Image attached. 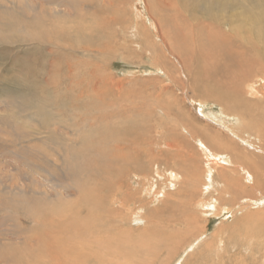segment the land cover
Instances as JSON below:
<instances>
[{"label": "rangeland", "instance_id": "obj_1", "mask_svg": "<svg viewBox=\"0 0 264 264\" xmlns=\"http://www.w3.org/2000/svg\"><path fill=\"white\" fill-rule=\"evenodd\" d=\"M22 7L37 18L30 34ZM202 11L190 0H0V264H264L257 178L224 183L239 144L227 127L254 135L249 118H264V61L250 54L220 77L231 65L194 41L213 31ZM227 24L215 31L232 40ZM210 83L255 103L241 110L248 126L208 98Z\"/></svg>", "mask_w": 264, "mask_h": 264}, {"label": "bare ground", "instance_id": "obj_2", "mask_svg": "<svg viewBox=\"0 0 264 264\" xmlns=\"http://www.w3.org/2000/svg\"><path fill=\"white\" fill-rule=\"evenodd\" d=\"M190 1H195V4L198 7H201V9L204 11L203 14V20L208 21L207 27L212 31L207 32L208 35H203L202 33H199L195 38L194 41L197 45V47H199L201 49V51H204L203 53L206 56H209L211 59H214L216 62L219 61V69L220 68H227V65H231V67L226 70H222L219 75L220 77H227V78H233L234 76L239 75V73L243 72V70L245 68H243L240 71H237V66L236 65H241V64H247L250 63L251 59L250 54L252 55L253 53L255 54V56H257L258 60L260 61V63L262 61H264V57H262L261 55L263 54L262 51H260L259 46L260 44H264V0H202V5L198 6L197 4V0H190ZM192 3V2H191ZM192 5V4H191ZM200 5V4H199ZM181 6V5H180ZM231 10H229V8H231ZM23 8V9H22ZM21 9L24 11L23 12V19H22V23L24 26V29L27 33L30 34V32L32 31V26L33 23L37 20V18H34L32 16L29 17V14L27 15V8L26 7H22ZM196 9V7H195ZM20 10V9H19ZM181 10L183 11V6H181ZM202 11V12H203ZM21 14V13H19ZM11 15V13H10ZM224 15V16H221ZM195 16V15H194ZM20 17V16H19ZM230 19V20H228ZM205 21V23H206ZM227 22H229L231 25V27L229 28V32L230 34L233 36L234 39L230 40L222 37V35L224 34L223 31H221V27H220V32L215 31L217 25L221 26V25H228ZM191 23V22H190ZM0 24H4V25H10V23L7 22H0ZM185 24V23H184ZM183 24V25H184ZM193 25V24H192ZM191 25V27H192ZM185 27H187L185 25ZM3 28V26H2ZM189 28V27H188ZM206 28V27H205ZM50 29V28H49ZM34 30V29H33ZM205 30V29H204ZM227 30V29H225ZM191 31V30H190ZM206 31V30H205ZM223 32V33H221ZM36 33V32H35ZM226 33V32H225ZM28 34V35H29ZM27 35V36H28ZM227 35V34H226ZM187 37V36H186ZM28 37H25V40H37L38 39V35L37 34H32L31 36H29V39H26ZM251 39H255L256 42L251 44ZM234 46L237 48H234ZM220 52H222L224 54V57L222 59H220L217 55L220 54ZM223 56V55H222ZM193 58V57H192ZM196 60V59H195ZM225 60V64L223 63L221 65V62H224ZM255 60V62L257 61L256 59H252ZM213 62V61H212ZM229 64H228V63ZM184 64V63H183ZM215 65V63H214ZM258 65V63H257ZM261 66L263 65L260 64ZM259 65V66H260ZM31 66V65H29ZM257 66V68L259 67ZM213 67V66H212ZM217 67V66H216ZM214 67V70L215 68ZM206 68V67H204ZM256 68V67H255ZM260 68V67H259ZM218 69V68H217ZM261 69V68H260ZM229 70L231 73L229 74L227 71ZM200 71V70H199ZM207 71V70H206ZM256 71V70H255ZM262 71V70H261ZM205 72V71H204ZM208 72V71H207ZM198 73V72H197ZM215 73V71L213 72ZM245 73V72H244ZM204 75V74H203ZM213 75V74H212ZM250 75V74H249ZM252 75V74H251ZM186 76V75H185ZM192 76V75H191ZM196 76H198L196 74ZM209 76V74H206V77ZM215 76V75H214ZM253 76V75H252ZM175 77V76H174ZM200 77V76H199ZM198 77V78H199ZM205 77V78H206ZM217 77V76H216ZM216 77H214V80H218ZM249 77V76H248ZM189 78V77H188ZM193 78V77H192ZM202 78V77H201ZM213 78V77H212ZM242 80L243 81H248L250 80L249 78H246L245 76L242 75ZM207 79V78H206ZM220 82L221 81V78ZM234 79V78H233ZM205 80V79H204ZM209 81V79H208ZM211 82V81H210ZM226 82V81H224ZM199 83V82H198ZM201 83V82H200ZM214 83V82H213ZM235 85H237V82H234ZM211 84V83H210ZM216 84V83H215ZM215 84L212 86V84L210 85L209 89L211 90L210 92V97H213L215 100H217L220 104H224L225 107H227V109L231 114L236 115L239 119L240 125H246L248 126V123L243 119V117L241 116V110H243L245 107L246 108H250L253 109V107H255V103L252 102H242V98L237 97L238 94V90H236V86L234 87V89L232 88L229 89L228 87H225V85H223L222 88H220V90L218 89L217 91H215ZM218 85V84H217ZM221 85V84H219ZM221 85V86H222ZM227 85V84H226ZM195 86V85H194ZM201 86V85H200ZM209 86V85H208ZM228 86H229V82H228ZM184 87V86H183ZM196 87L197 84H196ZM195 87V88H196ZM207 87V86H206ZM192 88V87H191ZM199 88V87H198ZM202 88V87H201ZM200 88V89H201ZM238 88V87H237ZM193 89V88H192ZM203 91V90H202ZM194 92V91H193ZM196 92V91H195ZM214 92L216 94H214ZM234 92L236 94V98L234 99L233 95L231 98L230 93ZM256 92V91H255ZM204 93V92H203ZM247 93V92H246ZM259 93V92H258ZM257 93V94H258ZM214 95V96H211ZM208 95V94H207ZM260 95V94H259ZM264 96V95H263ZM212 99V98H211ZM255 102V101H254ZM221 104V105H222ZM33 108V107H32ZM254 110V109H253ZM251 112V111H250ZM225 113V112H224ZM256 114V113H255ZM254 114V115H255ZM218 116V115H217ZM234 117V116H233ZM249 118V116H248ZM221 119V118H220ZM223 119V118H222ZM252 120V125H254V122H256L255 125V130H254V135L252 134H239L237 133V131H232L229 127L228 131L230 132V134L236 138L239 141V144L236 142L235 146H233L234 144H232V147L229 148L232 149V152L236 155L232 156V154H228V163H232L233 167L231 168L230 172L232 174V177H230L228 174V176L226 175V179L227 181L224 183L227 184H231L232 182H237L239 184H241V180L239 179V177H237L236 175L241 173L242 171H245L246 177H254L256 176V183H254L253 187L259 188L261 189V192L264 193V118L263 115H259V116H254L252 118H249ZM219 120V119H218ZM233 120V119H232ZM220 121V120H219ZM3 122V121H2ZM5 122L8 124V122L5 120ZM222 122V120H221ZM5 124V123H4ZM6 124V125H7ZM30 124V123H29ZM222 124V123H221ZM232 126L237 125V123L235 124L234 122L231 124ZM251 125V126H252ZM228 126V125H227ZM230 126V125H229ZM185 128V127H184ZM245 128V127H244ZM247 128V127H246ZM234 129V128H233ZM251 129V127H250ZM8 130V129H7ZM53 131V130H52ZM116 131V130H115ZM244 131V130H243ZM249 131V128H248ZM17 132V130H16ZM206 133V132H205ZM9 134V133H8ZM12 134V133H10ZM19 134V132H18ZM208 134V133H207ZM214 134V133H213ZM3 135V134H2ZM13 135V134H12ZM26 136V135H24ZM54 136V135H53ZM220 136V135H219ZM224 136V135H223ZM13 137V136H12ZM205 137V135H204ZM217 137V135H216ZM207 138V135L205 137V139ZM222 138V137H221ZM221 138L218 137V139L220 140ZM224 138V137H223ZM232 138V137H231ZM9 139V137L7 138ZM56 139V138H55ZM209 139V138H208ZM207 139V142H208ZM10 140V139H9ZM17 140V139H16ZM20 140V139H19ZM17 140V141H19ZM23 140V139H22ZM20 140V141H22ZM178 140V139H177ZM176 140V141H177ZM201 140V139H200ZM211 140V139H210ZM209 140V141H210ZM6 141V140H5ZM12 141V140H11ZM175 141V140H174ZM186 141V140H185ZM217 141V140H216ZM226 141V140H225ZM224 141V142H225ZM58 142V141H57ZM202 142V141H201ZM227 142V141H226ZM242 142L243 144H245V146L241 145ZM174 143V142H173ZM179 143V142H178ZM257 143H260L259 145ZM176 144V143H175ZM203 144V143H202ZM205 144V143H204ZM9 145V143H8ZM170 145V144H169ZM168 145V146H169ZM227 145V144H226ZM42 146V145H41ZM172 146V145H171ZM174 146V145H173ZM178 146V145H177ZM207 146V145H206ZM211 146V145H210ZM213 146V145H212ZM228 146V145H227ZM253 146L255 149H251V148H247ZM257 146V147H256ZM170 147V146H169ZM168 147V148H169ZM175 147V146H174ZM179 147V146H178ZM185 147V146H184ZM260 147V148H258ZM188 148V147H187ZM224 148V147H223ZM167 149V148H166ZM174 149V148H173ZM180 149V148H179ZM202 149H206V148H202ZM212 149V148H211ZM214 149V148H213ZM228 149V148H227ZM207 150V149H206ZM259 150V151H258ZM167 151V150H166ZM169 151V150H168ZM172 151V150H171ZM177 151V149H176ZM183 151V148H182ZM187 151V150H186ZM192 151V150H191ZM217 151V150H216ZM228 150H226L225 152H227ZM258 152H261V154L263 155H258ZM42 152V151H41ZM162 152V151H161ZM160 152V154H161ZM165 152V151H164ZM170 152V151H169ZM199 152V151H198ZM207 152V151H206ZM213 152V151H212ZM231 152V151H229ZM58 153V152H57ZM168 153V152H167ZM171 153V152H170ZM173 153L172 152V157H173ZM184 153V152H183ZM189 153V151H188ZM215 153V152H214ZM217 153V152H216ZM216 153L214 156H216ZM31 154V153H30ZM36 153H33L32 155H35ZM133 154V153H132ZM163 154V152H162ZM176 154V152L174 153ZM179 155V152L177 153ZM191 154V153H190ZM193 154V153H192ZM219 154V153H217ZM244 155L245 157H240L237 155ZM134 155V154H133ZM165 155H167L165 153ZM183 155V154H182ZM247 155L252 156L251 158L247 157ZM38 156V155H37ZM177 156V155H176ZM185 156V155H183ZM212 156V155H211ZM254 156V157H253ZM35 157V156H34ZM44 157H47V155H44ZM169 157V156H168ZM221 157V156H219ZM36 158V157H35ZM170 158V157H169ZM179 158H183L182 156H180ZM243 158V159H242ZM245 158H249L250 160L248 161ZM177 160V159H176ZM217 160V159H215ZM223 160V159H222ZM174 161V160H173ZM67 162V161H66ZM222 162V161H221ZM227 162V161H226ZM218 163V162H217ZM68 164V163H67ZM196 164V163H195ZM223 164V163H221ZM231 164V165H232ZM211 165V164H210ZM214 166V165H213ZM67 168V167H66ZM211 168V167H210ZM228 168V167H227ZM230 168V167H229ZM228 170V171H229ZM216 171V170H215ZM219 173H224L226 172L225 168H222V170L218 171ZM55 173V172H54ZM196 173V172H195ZM210 174V173H209ZM208 176V175H207ZM214 176V175H213ZM235 176V177H234ZM261 176V177H260ZM174 177V176H173ZM212 177V176H210ZM216 177V176H215ZM214 177V178H215ZM218 177V175H217ZM222 177V176H221ZM225 178V177H224ZM212 179V178H211ZM209 179V180H211ZM214 180V179H213ZM217 181V180H216ZM249 182V180H248ZM253 182V181H252ZM250 182V183H252ZM255 182V181H254ZM210 183V182H209ZM216 182H214L215 184ZM211 184V183H210ZM217 184V183H216ZM212 185V184H211ZM230 186V185H229ZM227 187L226 188V192H229V190H231V187ZM247 185L245 187H243V191H245V189H247ZM209 188V187H208ZM217 189H219L218 187H216ZM224 188V187H223ZM219 193V192H218ZM264 195H262L263 197ZM260 199V198H259ZM262 199V198H261ZM262 203V202H260ZM255 208V207H254ZM59 231V230H58Z\"/></svg>", "mask_w": 264, "mask_h": 264}]
</instances>
